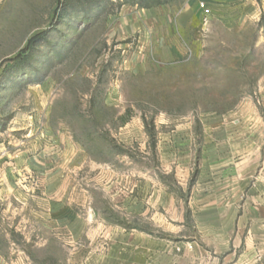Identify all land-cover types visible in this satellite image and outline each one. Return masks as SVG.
<instances>
[{
	"label": "rangeland",
	"instance_id": "obj_1",
	"mask_svg": "<svg viewBox=\"0 0 264 264\" xmlns=\"http://www.w3.org/2000/svg\"><path fill=\"white\" fill-rule=\"evenodd\" d=\"M62 1L0 0V264H96L127 232L188 241L203 148L264 123V0H212L168 58L185 0Z\"/></svg>",
	"mask_w": 264,
	"mask_h": 264
},
{
	"label": "crops",
	"instance_id": "obj_2",
	"mask_svg": "<svg viewBox=\"0 0 264 264\" xmlns=\"http://www.w3.org/2000/svg\"><path fill=\"white\" fill-rule=\"evenodd\" d=\"M199 0H185L163 37L161 58L182 53L200 24ZM211 7L212 0H204ZM186 18H190L188 24ZM158 35V36H159ZM191 38V37H190ZM235 120L237 130L215 132L203 149L213 162L203 165L189 201L196 229L186 242H163L144 231L123 233L122 242L109 244L96 264H264V123ZM211 161V160H210ZM201 205V206H200ZM98 256V255H97Z\"/></svg>",
	"mask_w": 264,
	"mask_h": 264
},
{
	"label": "trees",
	"instance_id": "obj_3",
	"mask_svg": "<svg viewBox=\"0 0 264 264\" xmlns=\"http://www.w3.org/2000/svg\"><path fill=\"white\" fill-rule=\"evenodd\" d=\"M67 1L68 0H63L62 4L60 3V6L64 5ZM108 1L109 0H81V3H83L84 5H87L86 8H83L82 12L87 13L89 11L90 7H96V6H99L102 9L105 7V5ZM179 1H183V0H120L118 2V7H120L124 4H128V5L138 6L141 8L148 9V8L160 6V5L174 4V3L179 2ZM84 18H85V20H89L91 18V16H85ZM32 41H35V40L32 39L31 42ZM19 58H20V56H17L14 58H9L6 61V65L7 66L13 65L17 61V59H19ZM26 62H30V59L27 60ZM21 64H22V62L19 63V65H21Z\"/></svg>",
	"mask_w": 264,
	"mask_h": 264
},
{
	"label": "built area",
	"instance_id": "obj_4",
	"mask_svg": "<svg viewBox=\"0 0 264 264\" xmlns=\"http://www.w3.org/2000/svg\"><path fill=\"white\" fill-rule=\"evenodd\" d=\"M198 8L200 9V22L205 26L211 15V9L204 0L198 1Z\"/></svg>",
	"mask_w": 264,
	"mask_h": 264
}]
</instances>
